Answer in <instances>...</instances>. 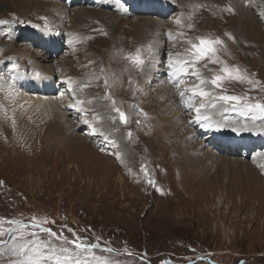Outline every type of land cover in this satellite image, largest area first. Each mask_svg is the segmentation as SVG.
Masks as SVG:
<instances>
[{"label": "rangeland", "instance_id": "rangeland-1", "mask_svg": "<svg viewBox=\"0 0 264 264\" xmlns=\"http://www.w3.org/2000/svg\"><path fill=\"white\" fill-rule=\"evenodd\" d=\"M45 2L47 3L40 5L37 0H0V20L7 21L0 24V106L2 103L5 105L0 107L3 112L0 113L3 117H0V220L4 221L0 223V230L3 231L0 240L8 241L9 227L15 228L6 221L31 223L35 217L40 220L47 219L49 223L44 227L57 234L62 233L69 240L74 239L75 234L85 243L100 244L101 247L94 253L96 259L80 257L82 264L85 261L86 264H101L104 260L108 264H264V197L260 195L264 191V144L253 148L247 155L245 152L221 153L223 157H216L213 162L214 154L221 150L217 145L211 146L207 142L208 135L199 131L192 139L195 145L206 142L201 152L214 154L207 153L196 158L189 155L194 146L190 150L186 149L179 141L178 130L169 129V120L164 119L170 114L163 111L162 103H149L146 98L139 104H147L151 113L148 109L142 112L136 109L137 94L117 89L118 80L130 76L132 69L129 68L130 62L126 63L125 59L128 51L115 49L130 44L131 40L126 36L131 33L136 20L131 17V21L124 22L116 17L119 28L115 32L110 21L101 20L106 23L111 34L108 35L109 39L98 40L97 33L101 31V25L93 24V16L88 12L83 13L77 22L71 20L68 23L67 20L61 32L50 25L47 19H31V16H48L52 5L58 9L66 8V0ZM67 4L71 6V1L67 0ZM86 6V9L94 10L93 13L99 11L91 4ZM171 6L173 9L166 12L169 13L166 17L150 14L140 16L143 20L139 21L151 19V23L156 24L157 28L156 20H161L165 27L170 28L171 23L182 14L185 19L190 16L188 12L182 13L181 2H172ZM101 12L104 13L102 10ZM109 12L115 14L113 11ZM249 16L246 12L240 15L243 19L250 18ZM252 18L258 20L256 15ZM55 22L57 20H52V23ZM258 22L262 27L260 21ZM184 24L190 28L192 22L186 21ZM83 25V32L74 30ZM142 25L143 39H150L151 44L155 37L158 38L146 52L142 50L143 55L149 59V63H145L143 67L151 70V79L146 80L147 87L152 94L153 90L162 91V88L169 92V53L172 58L180 54L188 57L190 53L187 51L184 54V50L179 54L173 53L170 48L175 43L174 35V39L169 40L163 32L159 38L158 33L157 36L149 34L151 25ZM45 26L57 38L70 30L77 32L75 38L78 41L73 44L76 52L70 54L74 49L67 44V39L59 40L61 51L56 56L53 55L43 69H37L48 75L51 86L55 84L56 92L52 93L51 88L46 99L51 104L47 106L39 102L38 97L22 96L18 99L19 105L26 111H19L23 113L20 117L13 111L17 97L11 91L17 90L16 88L22 91L23 87L20 81H15L12 74L25 73L29 83L38 85L35 81L36 71L30 68L27 61L30 56L36 57L43 52L39 46L41 38H37L34 32L27 36L24 31L45 30ZM238 26L253 43L262 42L250 33L251 29L247 25L239 23ZM236 28L234 26L229 32L222 28L214 32L213 29H199L195 34H185L182 39L185 42L190 39L198 42L199 37L207 35L213 39L214 34L215 37H221L224 44L235 45L233 48H236L238 54L236 62L219 57L218 63L200 62L196 67L203 76L211 78L220 73L225 63L228 66H238L254 81L253 84L226 80L220 89L211 85L208 87L215 93L249 97V102L264 103V48H255L260 51L254 55L243 52L236 37ZM144 29L147 31L144 32ZM229 36L234 39H229ZM12 38L15 40L9 42ZM33 38L35 41L29 43ZM91 38L95 39L91 41ZM131 53L134 54L135 51ZM156 60L160 63H156ZM114 61L122 66H111ZM13 65H19V69H14ZM58 66L61 71L54 69ZM101 68L105 72L97 80L96 75ZM158 70H163V77L158 76ZM107 71L115 74L114 77L110 78ZM135 75L137 77L139 74ZM61 76L65 82L59 85ZM105 76L109 79L107 90L104 88ZM193 77H185L186 83L181 87L187 89L188 85L192 87L197 83ZM68 80L77 85L91 84L77 92L78 97L93 101L92 104L84 105L86 112H81L80 115L74 113V108L68 107L72 97V92L67 91ZM142 80L141 77L136 78L137 82ZM138 85L136 83V90ZM41 86H37L38 90H30L31 92H26L24 88L22 92L41 96V93H45L40 91ZM106 91H110L116 102L115 107L127 114V124L121 122L118 114L112 110L113 106L106 98ZM190 95L186 92L184 99L188 100ZM54 100L58 101L53 104ZM200 102L207 103L196 98L197 107ZM176 103L179 106V103L183 105L184 102L176 100ZM231 106L223 105L225 108ZM220 107L221 105H217V108ZM32 108L34 111H31ZM179 108L184 111L182 106L177 111ZM217 108H213L212 118L216 122L225 123L223 129L229 133L245 132V127L240 124H248L246 128L251 129L248 130L250 132H264V119L254 120L251 114L245 116L233 111L220 114ZM193 110L187 109L184 111L185 115L189 114L193 119ZM133 113L143 119L146 125L143 130L141 124H137L139 121L135 120ZM188 118L190 117H185ZM85 119H88L89 124H85ZM28 121L32 124H28ZM94 128L100 133L98 136L91 133ZM233 128L238 131H233ZM143 131L153 133V137L145 136ZM128 133H131L130 137ZM167 136L168 141L165 140ZM113 140L118 147L113 145ZM157 141L165 145L166 149L159 150ZM229 161H239L241 167L248 164L254 171L235 169ZM208 162L212 166L209 167ZM228 162L230 168L226 169L225 165L228 164L223 163ZM191 164L199 165L200 169H203V165L208 166L207 170L213 174V179L208 180L210 177L205 172H198L194 177L188 166ZM218 165L221 167L219 175H216ZM180 166L186 169L184 176L180 174ZM145 171L148 175H145ZM200 175H205L202 179L204 182L201 180L202 183L195 184L196 179H193ZM149 179L154 183H149ZM219 199L222 200L221 204ZM40 235L46 237L44 233ZM10 248L9 244L0 247V253H3L0 255V264H14L18 259L10 255ZM106 248L113 251H104ZM74 259L69 258V264Z\"/></svg>", "mask_w": 264, "mask_h": 264}, {"label": "bare ground", "instance_id": "bare-ground-1", "mask_svg": "<svg viewBox=\"0 0 264 264\" xmlns=\"http://www.w3.org/2000/svg\"><path fill=\"white\" fill-rule=\"evenodd\" d=\"M70 1H72L71 6H69L67 4V0H66V4H64V6L66 8L58 9V7L56 8L55 5H52L50 7L51 10H50V13L48 14V16H44V15H42V16H31L32 17L31 19H38L39 20L40 18H46L47 20H49L50 25L55 26L61 32L63 30V26L65 25L67 20L69 21L68 23H70L71 20L74 22H77V21H79V17L83 13L88 12L89 14H91L93 16V18L91 20L93 22V24L101 25V31L97 33L98 34V40H99V39H109L108 35L111 34V31L107 27L106 23L102 22L101 20L110 21L113 24V29L115 32L119 28V24L117 23V22H119V20H117L116 17H119L124 22H129V21H131L130 19L134 18V20H136V21L133 22L134 25L131 28V31H130L131 33H127L128 35L126 36L128 39L131 40L130 44L126 47L119 46L117 49H115V50L120 49L121 51L127 50L128 51L127 55L133 51H136V49H138V48L142 49L145 52L148 49L147 46L150 44V39L145 40L141 37V32L143 31L142 23H144V26H146V27L148 26V24L151 25L152 27L150 28L149 34L156 35V33H158L159 38L163 32H165V35L168 34L169 32H171L175 38V39L173 38L175 40V43L170 48L173 53L179 54V53H182V50L185 51L184 54L187 53V49L189 48V45H188L187 41L185 42L182 39L183 37H185V34H187V33L195 34L196 31L199 29H203V30L204 29H207V30L213 29V32H214L220 28L226 29L227 32H229L230 29L231 28L233 29L234 26H237V28H236L237 31H235L236 37L239 40V47L243 49V52L247 51L250 55H254L260 51V50H256L255 48H259V47L264 48V16L261 15V13H264V0H208V1L207 0H181V1H179V0H160V1H158V0H146L147 6L150 8L149 12H152L156 16H160V17H164L166 12H168V11L169 12L172 11V9H173V7L171 6L172 2H173V4L176 2L182 3V13H187V12L190 13L191 18H190V16H188L185 19V17H183V14H182L179 18L182 21L181 25L178 26L174 22V23H171L172 28L171 27L170 28L165 27V25H163V22L161 23V20H156L158 22L157 28H155L156 24L154 25V23L153 24L151 23L152 22L151 19L147 20V21H139V19L142 18L140 16H146V15H150V14H149V12L143 13V12H138L135 10L137 0H122V2L120 0H97V2L95 0H92V1L91 0H70ZM37 2L40 5L47 3V2H45V0H37ZM127 2H129V3H127ZM90 4L93 6H96L97 9H99L98 13H93L92 11H94V10L85 8V7H87L86 5H90ZM78 5H80V7ZM75 6H77V7H75ZM229 8H231L232 11H228ZM101 10L104 11V13L101 12ZM109 11H113V13H115V14H112ZM244 12L248 13L250 15L249 16L250 18H246V19L241 18L240 15H241V13H244ZM106 13H108V14H106ZM110 14H112V15H110ZM255 15L257 16L258 20L252 18ZM95 18H97V19H95ZM18 20H20V19H18ZM23 20H26V18H24ZM52 20H57V22L52 23ZM141 20H143V19H141ZM186 21L192 22V25L190 28H188L184 24V22H186ZM258 21H260V23L263 25L262 27L260 26ZM231 22H232V24H231ZM239 23H241L243 26L247 25L249 27V29H251L250 33L254 34L262 42L258 43L259 45L256 43H253L251 41V39H249L248 36L244 33V31L239 30V28H240L238 26ZM83 29H85L84 25L80 26L78 29H74V30H79L78 32L81 33V32H83L82 31ZM243 29H244V27H243ZM1 31H2V28L0 27V32ZM35 31L36 30L31 29V30L24 31V33L28 36L31 34V32H34L35 36L42 37L43 39H45L47 37L45 50H42L43 52H41V54L39 56H38V54L36 55V57H35V55L30 56L29 60L27 62L29 63V65H31L30 68L35 69V71H36V72H34L35 74L40 73V78H37L35 76L36 77L35 81L37 82L38 85H42V88L40 91L43 90L45 93L43 95L41 93V96H39L37 94H35V95L24 94L23 93L24 88H25L26 92H31L30 88L34 85L29 83V81L27 80L28 79L27 75L25 73H22V72L13 73L12 75H13L15 81H20L21 82L20 85H21V87H23V89H22L23 92H22L20 89L16 88V86L12 85V87H15L17 90L11 91L13 96L17 97L16 98L17 102H16V104L14 103L16 107L14 106L15 109L13 111L17 115H19L20 117H21V115L23 116V113L19 112V111H26L25 108H20V105H19L20 104L19 100H20V97H22V96L38 97L37 100L39 102H42L43 104H46L47 106L49 104H51L50 100L49 99L46 100V99L48 98L47 96H49L48 94H50L49 90H51V88L53 89L52 93L56 92L55 84H54V86H51L50 78L48 77V75L41 73V71L37 70V69H43L46 62H48L49 59L51 57H53V55H57L61 51V48H59L60 47L59 40H62L63 38L67 39L66 42H67V44H69L72 47V49H74L73 44L78 41V39L75 38L77 32L75 33V32H72L71 30L66 34L63 33V35H61L59 38L52 36L51 31H45L43 29H40L39 31H36V32ZM146 31H147V29H144V32H146ZM97 34H95V35H97ZM95 35H92V37H95ZM2 37H5V36H2ZM49 37L54 38V39L51 40V39H49ZM202 37L207 38V39H212L211 37H209L207 35H204ZM217 38L223 40L221 37H215V35L213 34V39H217ZM251 38H252V36H251ZM94 39L95 38H91V41ZM9 40H11L9 42H13L15 40V38H12ZM155 40H158V38L155 37V39L153 40V43H151L152 46L155 44L154 43ZM31 41L34 42L35 39L34 38L30 39L28 42L30 43ZM182 46H184V47H182ZM233 46H235V45H232V44L227 45L226 43L223 45H218L217 46V53H216V56L214 58L219 59V57H220V58H225L226 60H228L232 63H233V61L236 62V60H238V54L236 52V48H233ZM75 50H76V48L74 50H72V53H70V54L75 53L76 52ZM262 50L264 51V49H262ZM186 57H187V55H181L180 54L177 57H174L173 60H182V59H185ZM148 60L149 59L147 58L146 62H145L146 64L149 63ZM128 62H130V61L127 60L126 63H128ZM155 62L160 63V61H157V60ZM201 62H203L205 64L207 61H201ZM117 64L121 65V64H119V62H116V61H114L113 63L111 62V66H113V65L116 66ZM213 64H215V63H213ZM130 65H131V67H129V68L132 69L130 76H126V77L121 78V80H118L117 89L121 88L125 92L132 91L135 94H137L138 102H137V106H136L137 108L136 109L140 110L142 112H145L146 109H148L149 112L151 113L150 108H148L149 106H147V104L145 106H141V104H139L140 102L144 101L146 98L149 101V103H153V104H155V103L161 104L162 103L163 111H165L166 114H168V113L170 114L167 118L164 119V120H169V123L171 126L169 129L170 130H172V129L178 130V136L180 137L179 141L182 142V145L186 149L190 150V147L194 146V148L191 149V154H189V155L193 156L194 158H196L198 156L203 157L207 153L214 154L213 152H207V153L201 152V149L204 148V146L206 145L205 144L206 142H199L195 145V142L192 139L195 138V135H197V133H199V131L208 135L206 137L207 142L211 146H213V144L215 146L217 145L218 148L221 150V152L217 153L218 155L214 154L213 162L216 160V157L219 158L220 156H222L221 153L225 154V153L243 152V154H244V152H245V155H247V152L253 151V148L258 147L261 144H264V132H262L261 130L260 131H254V132H250V131L246 130L245 132H242L240 134H236V133L233 134V133H229L228 130H224L223 124H225V123L216 122L212 118L213 117V111H214L213 108L212 109L207 108V109L202 110V111H206L207 114L211 117V126H208L210 123L209 121H203V120L197 121L195 110H193L194 115H195L193 117V119H191L192 118L191 115H189V114L185 115L186 113L184 111H187V109H189L188 107H186V103H185L187 101V99H184V101L181 100L177 89L173 88V87H175V86H173V84H174L173 81H174L175 77H173V75L171 74L170 69L168 71V76H167L168 81H169L168 84L170 85V89H169L170 91L165 92L164 88H162L163 89L162 91H161V89H157L155 91L153 90V94H152L151 91L149 90V88L147 87L148 82H146L147 79L148 80L151 79L150 78L151 70H149V69L147 70L144 67H143V69H139V68L133 66L131 64V62H130ZM123 67H124V65H123ZM54 69H58V71H61L60 66H58ZM140 70H141V72H140ZM143 71H145V73H143ZM107 73H108L110 78L114 77V75H115L110 71H107L106 74ZM137 73L139 74V75H137V77L143 78L142 81H138V82L136 81L137 77L135 74H137ZM157 74L159 77H163V70H161V71L158 70ZM143 75H144V77H143ZM181 78H185V77H181ZM14 79H12V80H14ZM60 79H61V81H60L61 83H59V85L65 82V79H63L62 76L60 77ZM130 81H131V83H130ZM145 82H146V84H145ZM190 82H191V80H190ZM136 83L139 84L137 90H136ZM188 86H187V89L191 88V85H188ZM12 87H11V89H12ZM112 88H113V84L110 85V89H112ZM184 89H185V87H184ZM67 91H70V90H67ZM145 91L147 92L146 94H145ZM171 91H174V92L176 91V92H175V94H173V93H170ZM36 93H38V91H36ZM31 99H35V98H31ZM176 100H179L182 103L184 102L183 105H181L179 103V106L180 107L182 106L184 111H181L180 108L177 111L179 106L176 103ZM57 101L58 100H54L53 104H55ZM174 103H176V105H174ZM2 104L0 107L3 108L4 104L3 105ZM52 106L53 105H51V107ZM139 107H141V109H139ZM31 111H34L33 108L31 109ZM0 113L3 114L2 109H0ZM74 113H79V115L81 114V112H78V111H75ZM179 114H180V116H179ZM143 116H146V115L143 114ZM187 116L190 118L185 119V117H187ZM26 117H24V118L22 117V118L27 119ZM133 117L135 118V120L139 121L137 124H141L142 130H143V126L146 127L143 119L140 118V116L136 113H133ZM1 118H3V117H1ZM11 119H12V117H11ZM62 121H63V118H62ZM5 123L6 122H4V124ZM23 123H24V121H23ZM26 124H24L25 127H26ZM28 124H32V123L29 122ZM240 126L248 127V124H240ZM91 133L94 134L95 136L96 135L98 136L100 134L97 132V130H95L94 132H91ZM143 134L147 137H149V135H151L153 137V133H150L148 131H143ZM91 138H92V136H91ZM95 139H96V137H95ZM168 139H169V137L167 136V138L165 140L168 141ZM222 141L226 142V144H223ZM157 142L160 145L159 150L163 151L164 149H166L165 145H163L159 141H157ZM253 142H258V144L255 145V143H253ZM18 145H21V144H18ZM200 160H201V158H200ZM209 161H211V160H209ZM229 162H232V161H229ZM229 162L223 163L224 165L228 164V166L225 165L226 169H227V167L230 168ZM232 163H233L232 166L234 168L236 167L235 169L242 168L247 172H253L254 171L248 164L241 167L239 165V161H233ZM208 165L210 167L211 163L208 162ZM188 166L190 167V170L194 173V175H195L194 177H196L198 172H201V173L205 172L204 174H206V176L209 175V177H210L208 180L211 181L213 179V174H211L207 170L208 166L203 165V169H200L199 165H196V164H191ZM220 167L221 166L218 165L217 171L215 172L216 175H219ZM179 168H181V170H182V172H180V174L182 176H184L186 174L185 173L186 169H184L181 166ZM187 171L190 172L189 170H187ZM173 172L175 173V171H173ZM191 177H192V175H191ZM203 177H205V175H203V176L200 175L199 177L194 178L193 180L196 179V181L194 183L195 184L202 183ZM256 189H260V188H256ZM260 195L263 198L264 197V191H262L260 193ZM221 202H222V200L219 199L220 204H221Z\"/></svg>", "mask_w": 264, "mask_h": 264}, {"label": "snow or ice", "instance_id": "snow-or-ice-1", "mask_svg": "<svg viewBox=\"0 0 264 264\" xmlns=\"http://www.w3.org/2000/svg\"><path fill=\"white\" fill-rule=\"evenodd\" d=\"M228 11H232L231 8ZM264 16V13H261ZM46 19V18H42ZM176 25H181L182 21L177 18L175 21ZM7 21L0 20V24H5ZM191 27V26H189ZM46 31L50 29L45 26ZM182 34V33H181ZM169 40L173 38V34L169 32ZM229 39H234L229 36ZM189 48L187 51L190 53L188 57L182 60H173L172 54L169 53V64L168 67L171 70V74L175 77L173 83L176 87L181 100H184L186 92L190 93L189 99L186 101V107L190 110L194 109L196 113L197 121H209L211 126V117L206 111H202L207 108H217V105H221L217 108L220 114L224 112L233 111L239 112L242 115L251 114L252 119H264V103H252L249 102L251 98L226 95L223 93H215L208 86L211 85L213 88H222L223 83L226 80H234L239 83L247 82L253 84L254 81L246 75L244 70H241L238 66H228L226 63L222 66L220 73L215 76L208 78L203 76L199 68L196 66L201 61H209L211 63H218V58H214L217 53V46L223 45L224 41L217 39H207L204 37H199L198 42L187 40ZM151 48L152 45L147 46ZM126 60L130 61L131 64L139 69H143L147 57L143 55L142 49H136L135 53H130L125 57ZM13 68L18 70L19 65H13ZM105 70L101 68L99 73L96 75V79L99 80L101 76L104 75ZM35 76L40 78V73H36ZM194 76L197 83H195L191 88L184 89L181 85L186 83V80L181 77ZM69 86V90L72 92L71 102L68 107L74 108L78 112H85V104H92L91 99L80 98L77 96L78 91H82L83 88L90 87V83H85L83 85H77L72 80L66 81ZM131 83V81H130ZM104 88L109 89V79L107 76L104 77ZM63 95V93H61ZM106 98L110 101L113 106V111L118 114L119 119L124 124H127L128 117L127 114L120 110V108L115 107V100L112 98L110 91H106ZM196 98H200L201 101H207V103L200 102L199 106H196ZM232 105L230 108H225L223 105ZM103 117H98L102 119ZM113 121L115 118H112ZM85 124H89L88 119H85ZM92 126V125H90ZM95 131V128L93 129ZM245 130L247 129L245 126ZM233 131H238V129L233 128ZM102 134V133H101ZM129 137L131 133H128ZM105 139H108L105 137ZM114 146L118 147L116 142L111 141ZM143 170V169H142ZM145 175L148 173L145 171ZM149 183H154L151 179ZM0 220V223H3ZM9 225H14L15 228L9 227L8 232L10 239L8 241L0 240V247L5 244L11 245L9 249L10 255L17 257L18 259L14 261V264H69V258H75L72 264H82L80 257H92L96 259L94 253L95 250L100 248L98 243H85L79 236H75L74 239L69 240L62 233L57 234L50 228L44 227L45 224L49 223L47 219H37L32 218L31 223H24L19 220H8L6 221ZM35 229V230H33ZM27 230V231H26ZM40 233L46 234V237H42ZM3 235V231L0 230V236ZM27 237V238H26ZM54 241H59L61 243L57 244ZM104 251L112 252L110 248L104 249ZM3 253H0L2 255ZM131 255V253H129ZM86 264V261L84 262ZM101 264H108L107 260L101 262Z\"/></svg>", "mask_w": 264, "mask_h": 264}]
</instances>
